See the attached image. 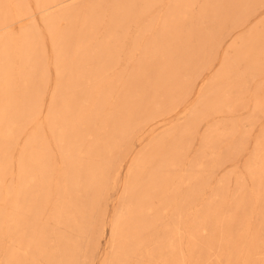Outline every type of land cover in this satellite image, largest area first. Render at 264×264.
<instances>
[{
	"label": "rangeland",
	"instance_id": "1",
	"mask_svg": "<svg viewBox=\"0 0 264 264\" xmlns=\"http://www.w3.org/2000/svg\"><path fill=\"white\" fill-rule=\"evenodd\" d=\"M0 264H264V0H0Z\"/></svg>",
	"mask_w": 264,
	"mask_h": 264
}]
</instances>
